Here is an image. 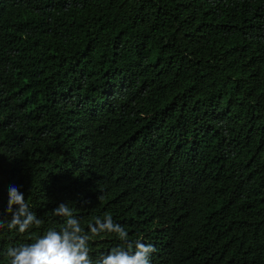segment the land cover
Here are the masks:
<instances>
[{
  "label": "trees",
  "instance_id": "trees-1",
  "mask_svg": "<svg viewBox=\"0 0 264 264\" xmlns=\"http://www.w3.org/2000/svg\"><path fill=\"white\" fill-rule=\"evenodd\" d=\"M10 186L43 223L0 264L63 202L151 264H264V0H0V218Z\"/></svg>",
  "mask_w": 264,
  "mask_h": 264
},
{
  "label": "clouds",
  "instance_id": "clouds-1",
  "mask_svg": "<svg viewBox=\"0 0 264 264\" xmlns=\"http://www.w3.org/2000/svg\"><path fill=\"white\" fill-rule=\"evenodd\" d=\"M8 196L6 213L10 214V219L0 218V229L7 227L25 233L33 226L42 225V219L32 211L17 187L10 186ZM52 214L65 218L63 227L59 230L49 228L32 243L9 247L6 255L10 264H151L150 257L155 247L139 239L129 241L126 229L115 223L110 214L103 219L95 218L94 223L88 224V231L81 226L66 202L55 207ZM102 233L115 234L125 247L112 248L107 255L93 261L89 242L93 236Z\"/></svg>",
  "mask_w": 264,
  "mask_h": 264
}]
</instances>
